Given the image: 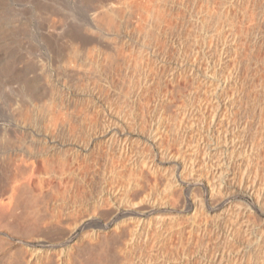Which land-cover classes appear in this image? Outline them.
<instances>
[{
    "label": "bare ground",
    "instance_id": "bare-ground-1",
    "mask_svg": "<svg viewBox=\"0 0 264 264\" xmlns=\"http://www.w3.org/2000/svg\"><path fill=\"white\" fill-rule=\"evenodd\" d=\"M187 1H189L191 5H194L198 0ZM185 2L186 0H0V98L6 97L8 98L7 100H9L8 102L12 104V110L10 109V112H4V114L1 112L0 114L5 119V122L0 121V169L8 165H14L15 167H21L22 170L19 176L14 179L12 178L11 184L9 183L10 186H7L9 189L6 195L0 193V261H10L17 253L20 255V258L18 257V259H16L19 264H38L39 261H42V255H45V261L51 262L54 261L55 255L68 258L67 254H69V249L71 248H82L85 250L102 248L103 250L105 245L108 246L109 241H117L121 238H123V244H121L124 250L127 249V245H136L138 243H136V241L139 240L140 236H147L149 231V229L147 231L148 227L152 228L153 225H157V228H161L164 222L163 218H165L161 216V219V217L158 216L160 219L156 217L155 220L153 217L154 220H145L141 217L142 213L138 211L140 209L138 205L146 202L150 205L148 213L154 212L156 210L155 202L158 203L157 200L160 198L164 201L165 195L168 192L170 193L172 186L175 185L174 183L177 175L184 174L183 172L186 173V171H190L189 173L193 171L194 174L193 168L198 164L200 167L204 166V168L210 165V157L207 159L208 151L205 154L202 153L203 155L200 156V160L197 157L198 155H191L192 152H195L193 150L197 148L193 146L194 141L191 143L193 144V150H191L189 163L186 162L189 156L186 157V159L180 156L183 154L176 157L173 156L172 169H169L170 171L168 170V172L166 170L161 171V174H164L165 171L169 174V178L167 177L165 181L167 183L164 184L165 182H162L163 185L160 186L156 181V174L154 176L155 183L151 185V183L148 182V184L151 185H149L150 192H148V194L147 192L145 193L147 189L144 191L146 187L143 188L142 183L144 175L146 174H144V172L149 170L154 173H159L160 170L158 171V167L156 168V165L153 166V163L149 164L148 160L143 159L141 156L142 151L139 150L138 147V150L141 152H137V147H134L138 142L135 143L134 146L133 142H136V136H139L140 130H142L141 133L143 132L142 134H144L145 141L151 144V147L156 146L157 148V143L161 144L158 140L162 138L160 132V128L162 127V122H160V120L162 117L160 116L161 119L155 120L154 115L150 114L154 121L152 120V123L150 122L151 124H147L146 126H143L144 124L142 123L143 125L139 124L137 128L131 127L134 130L136 129L134 132L127 129L130 126V122L129 126L126 127L124 124L125 128H121V125H119L121 122L118 123L119 119L117 117V114L121 111L120 108L124 105H128L127 107L130 108H128L127 115L136 122L137 115H135L134 112L136 104H141L145 107L144 103H146L147 100L143 102L145 100H143V98L146 96V92L150 93L147 90L150 88L151 84L148 83L150 81L152 82L155 76L154 78L149 77V71H152L150 65V68L147 67V70H145L146 67H143L144 70L142 69V71L139 70L140 61L138 62V59L141 57L143 58L145 53L147 55L153 52L152 43L149 44L147 41H162V39L170 34H180V29L178 27L171 26L169 29L162 31L160 29V24L167 22L168 19H175L178 23L181 22L184 18L182 9ZM188 13H190V11H188ZM210 23L212 24L211 21ZM132 25H134V27ZM232 26H234V24ZM215 27L216 25H211V29H213L211 33L218 28L215 29ZM216 31L218 33L220 30ZM240 31L242 32V30ZM221 34L222 33L219 32L216 36H221ZM241 35H239L240 38L242 37ZM244 35L246 34L244 33L243 36ZM71 44H76V47L73 48L69 59V45ZM241 46L243 45H240V47ZM227 48L230 51L229 46ZM233 49L235 50V48ZM233 49L231 50L233 51ZM244 57L241 56L242 59ZM247 57L248 56H246L247 60L251 59ZM145 58H148V56ZM239 58L240 56L238 59ZM240 59L237 62L239 68L242 66L245 68L243 62L245 59L243 61ZM237 60H235V64ZM142 61L144 62L146 59ZM143 62L141 65H144ZM147 62L148 64L152 63L149 61ZM245 62L247 63L248 61ZM37 63L42 65V74L36 71L35 67L38 66ZM157 63L161 66L164 65L162 59H159ZM175 64L181 65L179 61L178 63L176 61ZM165 65L167 64L165 63ZM130 69H132V71L129 73L130 76H128ZM42 75L46 77V80L43 79L42 81ZM135 75L137 76V82L134 79ZM209 77L210 75L204 76L203 81ZM160 78L162 79V77ZM171 79H173V77ZM155 81L156 80H154V82ZM158 81L156 82L158 83ZM209 81L213 82V84L210 83L214 86L212 92L209 89L211 98H216L219 94L225 93L232 85L229 79L215 78L213 75L212 79ZM123 84L127 85L126 90ZM159 87L161 89V86ZM136 88L140 89V92L138 89L135 91ZM155 90V92H157V88ZM189 99L187 98L186 100ZM164 104L167 103L164 102ZM139 105H137L138 108ZM163 106L161 107L163 108ZM144 107H142L143 110ZM225 107H228V110H230L228 102H226ZM158 109L159 107L156 110ZM143 112L145 113V111ZM158 112L160 113L159 110ZM214 112L215 114L212 115V121L216 120L215 118L218 116V110ZM122 114H124V111ZM142 114L143 113H141V115ZM146 114L147 113H145V115ZM127 115V119H130ZM142 118L140 116L138 119ZM138 119L137 123L143 120L138 122ZM146 120L147 119L143 120V122L145 121L146 123ZM183 120H185V115L181 121ZM161 121H163V119ZM176 122L177 121H175L174 124H176ZM187 124L189 128L192 125L191 123ZM232 132L234 131L229 132L230 138L226 139L227 142H233L234 133L232 134ZM170 133H168V135ZM173 133L175 134V131L172 132V135ZM179 135L185 137V133H179L178 136ZM186 135L188 134L186 133ZM172 138L174 137L169 139ZM139 140L141 141L142 139ZM180 140L177 141L180 142ZM171 143L168 144L170 145ZM168 144L166 147L169 148ZM191 144H189V146ZM195 144L197 145L198 143L196 142ZM28 145L32 147V150L26 154L25 151H28L30 148ZM143 145L144 144L141 146L145 147ZM184 145L186 144L184 143ZM191 147L188 148L191 149ZM26 148L28 149L26 150ZM199 149L201 148L199 147ZM164 150L162 151L161 149L162 153L160 154L162 156L164 155L163 153L166 152V149ZM10 151H15L18 153V156L12 153L15 158H11L9 155ZM195 153L197 154V151ZM144 155L145 154H143V156ZM165 156L166 154L164 157ZM164 157H161V159ZM146 158H148V156H146ZM165 158L169 159L167 156ZM125 159L127 162L124 164L123 160ZM197 160H199L200 163H198ZM119 162L121 165H118ZM1 174L0 172V181L4 182V176ZM147 176L145 177L147 178ZM159 176L160 174L158 177ZM213 177L219 180L217 183L219 188H214L216 184H210L200 173L196 178L197 181L202 184L204 191L210 193V197L212 193L224 195L225 192H222L224 187L221 188V180L224 177L223 173L216 171ZM119 179L124 180L121 184L124 192L123 197H125L124 205L128 203L131 208L130 211L126 209L123 215L129 214L130 216L127 219H133V222L129 224V222L125 220L126 218L124 220L122 219L123 221L116 220L115 226L111 229L110 224L114 219H103V204L105 203V196H108L110 199L112 197V192L114 190L116 191L118 188L113 190L115 186L113 183H119ZM149 180L148 178L147 181ZM152 180L153 179H151V181ZM108 184L113 185V191L107 188ZM6 185L8 184L5 183V187ZM3 187L4 185H2V188ZM236 189L242 191L251 199L253 198V204L258 203L260 194H256L254 185L248 183L246 177L239 182ZM132 191L135 193L141 191V195L137 196V199L139 198V200H136L137 203H135L136 201H134L133 198L132 201L134 202H132L130 198H127L129 195H127V193ZM4 192H6L5 189ZM117 195H114V199L117 198ZM123 197H121V199ZM222 197L226 198L227 196ZM134 198L136 197L134 196ZM225 198L224 202L226 200ZM160 201L162 200H159V203H161ZM168 201L170 203L169 197L166 203ZM221 202H223V200ZM166 203L163 204L166 205ZM121 204L123 205V203H120V205ZM135 204L136 206H134ZM193 204H186L184 211L189 212L195 210L196 208ZM127 206L128 205H126V207ZM106 212H108V210ZM116 218L118 217L116 216ZM13 223L18 225V229L19 227L22 228L20 231H15V235H12L9 229V227H11V229L16 227V225L15 227L12 226ZM125 227H128L126 229L127 232L125 231L126 234L123 233ZM7 229L10 231H7ZM55 231H59L60 233L64 232V234L61 236H51L50 233ZM161 231H159L160 234H162ZM170 233L172 234L171 231ZM151 234L154 233L152 232ZM165 234L169 233L165 232ZM148 236L154 237L155 234ZM163 236L160 237L162 238ZM171 237H173V235ZM179 238H181V235ZM166 239L167 237L164 238V242ZM144 240L146 241V239ZM158 241H156V243ZM141 242H143V240ZM17 243L19 244L18 247L16 246ZM139 243L138 245H140ZM159 244L160 243H158L157 246H159ZM14 245L16 247H14ZM151 245L152 244H150V246ZM160 245L164 247V244ZM160 247L161 246H159V248ZM144 248L146 249V247ZM173 248H175V246ZM55 249H58V254L54 252ZM135 250H137V247ZM179 250L181 251V249ZM115 251L112 252L115 254ZM152 251L154 252L153 249L150 252ZM180 251H178L179 254L181 253ZM143 252L139 253L142 254ZM146 252L149 253L148 251ZM172 252H174V250ZM133 253L135 254L134 251ZM147 253H143L142 255ZM172 255L175 256L174 253ZM128 256L130 255L124 251L121 255V263L122 261H124L125 264L128 263ZM162 256H164V253ZM143 257L145 259V256ZM108 259L109 258H107V260ZM147 259L149 261V257ZM161 259H163V257ZM178 259L176 261H178ZM64 260L66 261V258H64Z\"/></svg>",
    "mask_w": 264,
    "mask_h": 264
},
{
    "label": "rangeland",
    "instance_id": "rangeland-1",
    "mask_svg": "<svg viewBox=\"0 0 264 264\" xmlns=\"http://www.w3.org/2000/svg\"><path fill=\"white\" fill-rule=\"evenodd\" d=\"M185 5H184L185 8L183 7L182 9L183 12L181 11L182 14L184 15V18L181 22L178 23L175 21V19H168L167 22L160 24V29L162 31H165L166 29H169L171 26H174L180 29V34L179 35L177 33H176L177 35L174 33L170 34L171 36L170 35L167 36L166 38L162 39V41H147V43L149 44L152 43L151 45L153 48V52L147 55L146 53L144 54V56L146 55L145 57L148 56V58H145L143 56V58L146 59V61L144 62L142 60L145 59H143L142 57L138 59V62L140 61L139 70L142 71L143 67L144 68L146 67L145 70H147L148 69L147 67H149L150 65L152 71L151 70H150L151 72L149 71V77L154 78L155 76V78L152 81L154 85L151 81L148 83L151 84V86L149 85L150 88L147 90L150 93L146 92L145 93L146 96H144L143 98V100L145 99L143 102H146L147 100V102L144 103L146 108L141 104L140 105L136 104L134 110L135 115L137 116L139 115L138 118H140V116L142 118L143 115L142 119L143 120L147 119L146 123L145 121L143 122L142 119H138L137 116H136V122L132 120V118H130V116L127 115L128 108H130L127 107L128 105L126 106L124 105L126 108L124 106L120 108L121 111H119L117 117L119 119L118 123L121 122L119 124L121 125V128L122 127L125 128V125L126 127L129 126V122H130V126H129L130 128L128 127L127 129L131 130L132 132L136 131V129L134 130L133 128L135 127L137 128L139 124L143 123L144 124V125L142 124L143 126H146L147 124L148 125L151 124L153 119H152V115L150 114L154 115L155 120L159 119L160 116L163 119V121H161L162 119L160 118L161 119L160 122H162L161 123L162 127L160 128L162 138L161 137H160L161 139L159 138L160 140H158V142L160 141L161 144L157 143V148L156 146L151 147V144H148V142L145 141L143 136L144 134H142L143 132L141 133L142 130H140V135L136 136V142H133V146L135 145V143L138 142L134 147L135 148L137 147V150L139 147V150H141L142 152L139 150L137 152H141V156L143 157V159L148 160L149 164L153 163L154 164L153 166L156 165L155 167L156 168L158 167L157 168L158 171L160 170L159 173L158 172L154 173L153 171H149V170H146V172H144V174L146 173L148 175L147 176L145 174L142 180L143 188L146 187L144 188V191L147 189L145 193L147 192L148 194V192H150V186L153 185V183H155L154 176L156 174L157 177L160 174L158 178L156 177L157 179L156 181L160 184V186L163 185V183L167 180V177L169 178V174L167 172L169 169L171 170L173 167L172 166L173 156L176 157L179 156L180 154H183L180 156H183L185 159L186 157L189 156L186 160V162L189 163V158L191 157V155H198L197 157L200 160V156L203 155L202 153L205 154L208 151L209 153H207L208 154L207 159H209L210 157V165L204 168V166L200 167L198 164L195 165V168H193L194 174L193 171H191L192 173H189L190 171L189 172L186 171V173L183 172L184 174H181L182 176L177 175L175 178L176 179L174 183L175 185H173L170 190L171 194L168 192L164 197V201L163 199L160 198L159 200H162L160 201L161 203H159V200H157L160 205L157 202H155L156 210L158 209L157 212L155 210L152 213H148L150 205L147 204L146 202L145 203L143 202L140 205H138L140 209L137 208L138 206L136 207L137 209H139L138 211L142 213L141 217L144 218L145 220L147 219L156 220V217L157 218L161 216L165 217L163 218L164 222L162 223L165 227L163 225L161 226V228H157V225L156 226L153 225L152 228L148 227L147 231L148 229L149 231L147 233V236L142 235L139 237V240L140 239L141 240L136 241V243L140 242L139 243L140 245H138V243L136 244L137 246L134 244H133L134 246L127 245L126 247L127 249L124 250V248H122L123 238H121L120 240H117L118 242L115 240L109 241L108 246L105 245L108 248L104 246L103 250L102 248H97L96 250L71 248L69 249V254H67L68 258L60 255H55L54 261L51 262L45 261L46 257L45 255H42V261H39L38 264H45V263L46 264H119V262L120 264H123L124 261H122L121 263V255L122 253H124V251L125 253L131 256V259L130 256H128L129 261H127L128 263L131 264H136V263L138 264V262L139 264H145V262L146 264H153V263L180 264L181 262H182L181 264H264V146H263L264 145V0H198L194 4L195 7L194 5H191L189 1L186 0ZM188 11H190V13H188ZM210 21L212 22V24L210 23ZM231 22L234 24L235 27L232 26L233 24ZM210 24L214 26L216 25L215 29L218 27L216 30H220L219 32L222 33L221 34L222 37L216 36L219 33V32L217 33L216 30L213 33H211L213 29H211ZM132 26L134 27V25ZM240 30H242V32ZM233 31L237 33H234ZM243 32L246 34L244 36L248 38H245L243 36L244 34ZM239 35H241L242 37L240 38ZM233 44L236 47H234ZM240 45H243L241 46L242 48L240 47ZM228 46L230 48V51L227 48ZM74 47H76V44L69 45V59L71 57ZM233 48H235V50ZM231 49H233V51ZM249 50L251 52L253 51L254 54L253 52L251 53ZM235 51L237 54L239 53L238 55L240 56V58L241 56L242 57L245 56L243 59L242 58L239 59L242 61L245 59V61H248L250 65L248 64V62L246 63L245 61H243L245 68H243V66L239 68L237 63L239 60L238 59L239 56L235 53ZM235 55H237L238 57ZM246 56H248L247 58H251V59L247 60ZM159 59L163 60L164 65L162 66L160 64L158 65L157 61H159ZM153 60L155 61L157 60V61L155 62ZM235 60H237L236 64H235ZM147 61L152 63L148 64ZM176 61L177 63L179 61L181 67L175 64ZM142 62L144 63L145 66L141 65ZM146 63L148 66L146 65ZM165 63L167 65H165ZM37 64L38 66L35 65L37 66L35 67L36 71L42 74L41 72L43 71L42 65L39 63ZM131 71L132 69H130L128 74ZM203 75L204 76L210 75V77L206 78L207 81L206 79L203 81V77H204ZM212 75L215 78L218 77L222 79L223 78L229 79L232 82L231 87L228 88L225 93L219 94L216 98L210 97L211 92L214 88V86L212 85L213 82L209 81L210 79H212ZM128 76H130V74ZM42 77H43L42 81L43 79L46 80V77L44 75H42ZM160 77H162V79ZM172 77L173 79H171ZM136 78L137 76L135 75L134 79L137 82ZM154 80L156 81L159 80V81L157 83L156 81L154 82ZM123 85H125V90H126L127 85L126 84ZM159 86H161V89ZM176 86L177 89L179 88L178 90L176 89ZM156 88H157V92H155ZM137 89L138 88H136L135 91H137ZM207 89L209 93L207 92ZM209 89L211 92L209 91ZM138 91L140 92V89H138ZM189 97L191 100L189 99ZM187 98L189 100H186ZM7 99L8 98L6 97H3L2 99L0 98V114L1 112H3L4 114V112L5 113L10 112V109L12 110L11 107L12 104L11 102H8L9 100ZM164 102L167 104H164ZM226 102H228L230 110H228V107L227 108L225 107ZM157 103L160 104L161 106L164 105L165 106V107L163 106L164 109ZM137 105H139V108L137 107ZM142 107H144V110ZM158 107L160 113L158 112V110H156ZM136 109L138 110V112ZM145 109L147 110V112ZM142 110L145 111V113H147L146 114L147 117ZM215 110H218L217 112L218 116L215 118L216 120L212 121L211 120L212 115L215 114L214 112ZM123 111L124 114H122ZM141 113L143 114L141 115ZM126 115L130 119H127ZM182 115L183 118L185 115V120L183 121H181V119H183ZM137 119L138 122L141 120L142 121L140 123H137ZM4 120L5 119L0 115V121L5 122ZM131 120L134 122H132ZM175 121H177L176 124H174ZM185 123L186 124L191 123L192 125L189 124L191 125L189 128L188 124L186 125ZM174 131L175 134L173 133L172 135V132ZM231 131H234L232 132V134L234 133L233 142H227L226 139L230 138L229 132ZM168 133H170L172 136L170 134L168 135ZM179 133L180 134L185 133L186 138L182 137V135L181 136L179 135L181 137L180 140V137L178 136ZM186 133L188 135H186ZM171 137L174 138L169 139ZM139 139H142L143 142L142 140L140 141ZM177 140H180V142ZM182 140H184L185 142ZM196 142L198 143L197 144L198 146L195 144ZM168 143L171 144L169 145ZM184 143L186 145H184ZM191 143H193L194 145ZM142 144H144L143 146L145 147H142L141 146ZM167 144L169 148L166 147ZM189 144L191 145L189 146ZM192 145L195 148L197 147L198 149L200 147L202 150L201 149L198 150L197 148H196L197 150L195 148H194L195 150H193ZM29 147H30L29 150L25 151L26 154L29 153L30 150H32L31 149L32 147L31 146ZM188 147L189 148L191 147V149H189ZM158 148L160 149V151L161 149L162 151L166 149V152H164L163 154L164 155L166 154V156L169 159L165 158L166 156L164 157V155L162 156L160 154L162 153V151L160 152ZM27 149L28 148H26V150ZM150 150H152L153 152ZM187 150L190 152H188ZM191 150L195 152L197 151V154L195 152H192ZM12 153H14L15 156L16 155L18 156V153H16L15 151H10L9 155L11 156V158L12 157L15 158V156ZM143 154L145 155L143 156ZM146 156H148V158H146ZM158 157L160 159L161 157L164 158L160 160ZM199 160H197L198 163H200ZM123 162L125 164L127 162L126 159L123 160ZM119 164L121 165L120 162L118 163V165ZM162 170H166L167 172L165 171V173L163 172L164 174H161ZM21 171H22L21 167H15L14 165H8L7 167L0 169V172L2 173L1 175L4 176L3 177L4 182L0 181L1 194L6 195L7 190L9 189L8 187L11 184L12 178L14 179L15 177L19 176ZM216 171L222 172L224 175V177L221 180V188L224 187L222 192H225V194L216 195V193L214 194L212 193V196L210 197V193L209 192L206 193L204 191L202 184H200V182L197 181L196 177L200 173L204 179L208 180L210 184H214V185L216 184L214 188H219V186H217L219 180L213 177ZM145 176H147V178ZM245 177L248 179V183H252L254 185L256 194H260V198L258 199L257 204H253V198L251 199L248 195L236 189V186H238L239 182L243 180ZM148 178L150 179L149 181H147ZM151 179H153L152 180L153 182L151 181ZM145 181L147 182V184ZM118 182L119 183H115V184L113 183V185H115L114 187L112 184L107 185V188L109 190L111 189V191H113L117 187L118 188L116 189V191L114 190L112 192V197L110 199L108 198V196H105L106 197L105 203L103 204L104 205L102 212L104 213L102 215V217L104 216L103 219L104 220H109L110 218L114 219V221L110 224L111 229L112 227L115 226L116 220L123 221L126 218L125 220H127L129 224L133 222V219H127L130 216L129 214L123 215V212L126 211V209L127 211H130L131 208L129 207L128 203L124 205L125 197H123L124 192L121 187V184L124 182V180L119 179ZM148 182H150L151 185L148 184ZM5 183L8 184L6 185V187H5ZM166 183L167 182H165L164 184ZM2 185H4L5 188L4 187L2 188ZM4 189L6 192H4ZM132 192L127 193V195L129 194L128 196L126 195L127 198L128 199L130 198L131 201L133 199L134 201L139 200V198L137 199V196L141 195L140 194L141 191H137V193L135 192L132 193ZM114 195L115 196L117 195L116 199H114L115 198ZM134 196L136 198H134ZM222 196H227V197L225 198ZM121 197L123 198L121 199ZM168 197L170 199V203L169 201L166 203ZM224 198L226 199L225 202H224ZM222 200L223 202H221ZM162 202L164 204L166 203V205H164ZM120 203H123L124 206L122 204L120 205ZM135 203H137V201ZM188 203L189 204L194 203L193 205L195 206L196 209L189 212L184 211V207ZM126 205L128 206L126 207ZM134 206H136V204ZM107 210L108 212H106ZM116 216L118 218H116ZM12 226H14L15 228L11 229V227L8 226L11 231L7 229V231H10L12 235L13 234L15 235V231H20L22 229L21 227H19L18 229L17 228L18 225L16 223H13ZM127 228L128 227H125L123 231L124 234H126L125 231ZM160 229L164 231H161ZM190 230L192 231V233ZM159 231H161L162 234H160ZM170 231L172 232V234L170 233ZM152 232L155 234V236L157 233L156 239L155 236L154 237L150 236L151 238L148 236V235H154L151 234ZM165 232H168L169 234H165ZM61 233L59 231H55L53 233L51 232L50 235L61 236L64 234V232ZM179 234L181 235V238H179L180 237ZM172 235L173 237H171ZM160 236L163 237L161 238ZM166 237L167 239L164 242V238ZM143 238L146 239V241ZM154 239L156 241L158 240L160 241L156 243ZM142 240L144 243L148 241L146 243L148 245L141 242ZM187 241L189 244L187 243ZM158 243L164 244V247H162V245L159 244V246H161L159 248V246H157ZM150 244H152L151 246L153 248L150 246ZM16 246L18 247L19 244L17 243ZM16 246L14 245V247ZM135 246L137 247V250L139 248L138 251L135 250L136 249ZM174 246L175 248H173ZM144 247H146V249ZM161 248H163L164 250ZM152 249L154 250L155 253L153 251H152L153 253L150 252ZM160 249L162 250V253ZM179 249H181V251ZM173 250L174 252H172ZM57 251L58 249L54 250V252L58 254ZM112 251H115V254ZM133 251L135 252V254L133 253ZM146 251H148L149 253H147ZM178 251H180L181 253L179 254ZM139 252H143L147 254L142 255L143 253L141 254ZM163 253L164 256L165 255L167 256V257L165 256V259L164 256H162ZM173 253L175 254V256L172 255ZM103 254L104 255L106 254L105 255L106 257ZM143 256H145V259ZM18 257L20 258V255L16 253V256L14 257L15 259L14 258L11 259L12 261L11 260L0 261V263L9 264L11 262L10 264H15V263L19 264L18 261H16ZM148 257H149V261L147 259ZM162 257L163 259H161ZM64 258H66V261L64 260ZM107 258L109 259L107 260ZM142 258L144 261L142 260ZM177 259L178 261H176ZM163 260H168V261H163ZM161 261H163L164 263Z\"/></svg>",
    "mask_w": 264,
    "mask_h": 264
}]
</instances>
